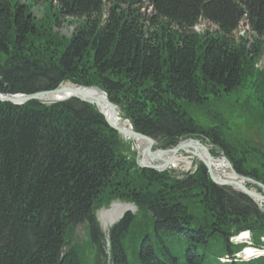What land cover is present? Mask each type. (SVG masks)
I'll return each instance as SVG.
<instances>
[{
  "label": "trees",
  "instance_id": "trees-1",
  "mask_svg": "<svg viewBox=\"0 0 264 264\" xmlns=\"http://www.w3.org/2000/svg\"><path fill=\"white\" fill-rule=\"evenodd\" d=\"M65 23L70 38L55 31ZM263 57L264 0H0V94L97 87L162 149L203 138L264 185L263 154H239L211 111L206 128L186 110L237 91ZM116 201L138 212L106 234L97 212ZM244 232L264 247L253 200L200 162L182 179L140 168L96 106L0 103V264H264L236 259Z\"/></svg>",
  "mask_w": 264,
  "mask_h": 264
},
{
  "label": "rangeland",
  "instance_id": "rangeland-1",
  "mask_svg": "<svg viewBox=\"0 0 264 264\" xmlns=\"http://www.w3.org/2000/svg\"><path fill=\"white\" fill-rule=\"evenodd\" d=\"M43 9V5L36 7L33 10L34 15L37 18L44 17ZM204 26V23L200 24V32L204 29ZM55 31H59L62 37L70 38L73 34L74 27L68 23H65L64 26H62L60 29H56ZM237 35L246 36L249 40H252V32L250 31V27L247 26L246 22L241 25V28L237 31ZM252 75L251 77H247V79L244 80L241 88H239L237 91L218 96V98L215 97L216 99L211 98L210 103L213 106H209V108L207 106H204L203 108L191 106L187 107L186 110L200 126L206 128L218 126L214 124L210 118V113L212 112V114L217 117L216 120L221 123V126L224 129V132L227 134V137L234 144V147L236 148L235 151H237L239 154L244 152L249 155L252 153L253 148H255L258 154L264 155V57L262 61L256 65V69L252 72ZM62 86L76 85L67 82ZM117 112L120 121L130 127V122L124 118L121 111L117 109ZM190 138L197 139L202 144H204L209 149L214 159H222L223 157H226L225 153L221 150V147L213 145V143H209L203 138ZM123 141L125 144L129 145L131 149L137 152L138 164L141 157L138 155L139 150L137 149L136 144L131 141H126L124 138ZM156 148L162 149L159 142ZM180 157V162L176 167H170L164 171L165 173H168L170 176L177 179H182L187 174L195 173L199 164L196 158L186 153L180 154ZM162 164V162L153 163V165ZM252 165L259 166L257 162H253ZM220 174L225 177L231 176L228 168L224 173L221 172ZM253 190L260 194L263 193L260 188H253ZM257 205L264 212V207H261L259 204ZM128 212L137 213L138 209L133 204H128L121 201H116L110 207L99 210L97 212V217L101 223L104 233L107 234L112 226ZM112 216H114L113 219H111ZM77 237L84 243L87 241V234L84 225L78 227ZM222 262L226 263L223 260Z\"/></svg>",
  "mask_w": 264,
  "mask_h": 264
},
{
  "label": "water",
  "instance_id": "water-1",
  "mask_svg": "<svg viewBox=\"0 0 264 264\" xmlns=\"http://www.w3.org/2000/svg\"><path fill=\"white\" fill-rule=\"evenodd\" d=\"M87 90L97 91L98 95H92ZM66 93H69L70 96L67 98H63L64 97L63 94ZM72 99L79 100L89 105L97 106L100 113L105 117L108 125L119 135H121V137L123 138L130 137L131 139H136L145 142L146 148L143 151V154H141L140 151L138 154L141 157L140 161L138 162V166L140 168L150 169L156 172H164L167 169H169L171 161L175 158L176 155L180 153H188L189 150L192 149L193 152L190 153L191 156L196 158L198 162L202 163L207 168L211 181L215 185L220 187H230L234 191H237L249 197L256 204L259 205L260 203L264 204V185L250 178L238 174L226 157H223L222 161H224L225 164L227 165L231 177L224 180L218 179L214 175L212 169V162L214 161V158L212 157L209 149L199 140L188 138L186 140H182L181 142H179V144L172 149H167V150L158 149V148L155 149L154 147L158 145V142L154 138L136 132L132 127V125H130L128 129L118 127L115 124V118L116 115L118 114L117 107L114 105V103L111 102L109 96L104 91H102L97 87L86 88L82 86H71V87L61 86L58 89L52 91L40 92L33 95L0 94V103H9L17 106L28 104L34 101H39L46 104H54V103H62ZM104 109H107L108 112L107 114L104 113ZM166 154H169L170 157L167 160V162L161 166L152 165V164L146 165L144 163L143 157L145 155L148 156L150 160L155 161L157 159L158 160L162 159V156ZM247 185H254L260 188L263 191V193L261 194L257 193L253 189L248 188Z\"/></svg>",
  "mask_w": 264,
  "mask_h": 264
},
{
  "label": "bare ground",
  "instance_id": "bare-ground-1",
  "mask_svg": "<svg viewBox=\"0 0 264 264\" xmlns=\"http://www.w3.org/2000/svg\"><path fill=\"white\" fill-rule=\"evenodd\" d=\"M68 87H71V86H68ZM90 94H92V95H98V93H97V91H94V90H87ZM64 96V97H63ZM63 96H61V97H63V98H67V97H69L70 96V94L69 93H66V94H63ZM58 98H60V97H58ZM97 107V106H96ZM104 113H108L107 112V109H104ZM115 124L118 126V127H121V128H126V129H128L129 127L126 125V124H124L123 122H121L120 121V118H119V116H118V114L116 115V118H115ZM124 140H126V141H131V142H133V143H135L136 144V146H137V148H138V150L140 151V153L141 154H143V151L145 150V148H146V144H145V142H142V141H140V140H136V139H131L130 137H124ZM154 148H156V146L154 147ZM191 152H193L192 151V149L191 150H189V152L188 153H186V154H188V155H191L190 153ZM180 154H183V153H180ZM180 154H178V155H176L175 156V158L171 161V164H170V166H169V168L170 167H176L177 166V164L180 162V159H181V157H180ZM169 157H170V155L169 154H166V155H163L162 156V159H157V160H155V161H152V160H150V158L148 157V156H144L143 158H144V163L146 164V165H150V164H152L153 165V163H155V162H162L163 164L164 163H166L167 162V160L169 159ZM182 161V160H181ZM162 164V165H163ZM158 166H161V165H158ZM212 169H213V172H214V175L218 178V179H222V180H224V179H228V178H230L231 176H223L222 174H220L221 172H225L226 171V169H227V165L225 164V162L224 161H222V159H214V161L212 162ZM258 203H260V202H258ZM260 206L261 207H264V204L263 203H260ZM117 211V210H116ZM113 212V211H112ZM114 218V216H112V218L111 219H113ZM245 255L247 256V257H251V256H254V255H260V253H258V252H254V251H251V250H248V251H246L245 252Z\"/></svg>",
  "mask_w": 264,
  "mask_h": 264
}]
</instances>
